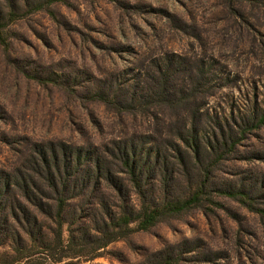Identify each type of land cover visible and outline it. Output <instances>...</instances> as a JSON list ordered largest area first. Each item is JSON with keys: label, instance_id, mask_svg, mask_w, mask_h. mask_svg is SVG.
<instances>
[{"label": "rangeland", "instance_id": "1", "mask_svg": "<svg viewBox=\"0 0 264 264\" xmlns=\"http://www.w3.org/2000/svg\"><path fill=\"white\" fill-rule=\"evenodd\" d=\"M5 39L0 264H264V0H66L22 14ZM192 123L196 158L181 140ZM222 135L229 150L215 153ZM130 144L168 157L167 181L144 178L159 200L209 182L198 206L97 250L117 186L138 203L118 159ZM77 154L58 230L52 185Z\"/></svg>", "mask_w": 264, "mask_h": 264}, {"label": "trees", "instance_id": "2", "mask_svg": "<svg viewBox=\"0 0 264 264\" xmlns=\"http://www.w3.org/2000/svg\"><path fill=\"white\" fill-rule=\"evenodd\" d=\"M55 2L65 3L66 0H43L33 4H30L28 1L23 3L21 0H0V45L6 47L5 35L7 28L20 18L22 14L26 15L32 12V10L42 9ZM262 118H264V115ZM262 118L257 119L253 117L251 127L258 126L262 123ZM189 129L187 136L189 139L182 137L181 140L188 148L186 154L193 155L196 158L200 150V143L198 141L200 131L195 130L194 124ZM227 146V137L226 135H222L221 139L216 141V144L211 149L216 153L223 148L224 152L225 148L229 150ZM219 156L222 157L223 154L220 153ZM81 159L82 156L79 154L73 159L74 161L70 169L72 174L66 180H63L62 173L58 169L56 170L55 183L52 185V188L56 196H59V199L57 204L58 209L54 215L53 222L57 225L58 230L66 222L64 221L66 205L65 201L61 199L63 197L62 195H64V185L76 176L77 170L80 168ZM118 159L123 170L122 172L126 174L128 182L134 189L138 203L137 205L130 204L126 194L123 192V188L117 186V189H115L117 190L115 196L116 202L113 204V209L109 206L105 207L104 214L106 219L102 220V225L97 227L98 229H92L95 232L93 237L98 242L95 246L97 250L106 247L113 241L126 237L131 232L147 231L163 219L173 217L192 207L198 206L204 197L205 185L209 182L208 178L203 179L196 189L188 191L184 197L180 198H169L167 193H163L159 200L154 197L150 190L146 189L144 178L151 175L152 172L159 171L164 173L163 178H165V181L170 176V172L167 171L166 166L169 159L165 154L162 155L160 151H151V149L143 150V148H138L130 144L121 147ZM102 167L100 158H95L91 167L87 171H84V173L87 172L84 174V178H89V174L91 175V172L94 171L93 169L97 172L98 170L101 171ZM121 186L123 185L121 184ZM226 193L233 197H239L240 199L248 197L247 194L244 195L240 191H235V193L227 191ZM98 205L101 206L100 203ZM57 237L60 239V231H58ZM15 261H18V259ZM163 261V264H174L171 259H165Z\"/></svg>", "mask_w": 264, "mask_h": 264}]
</instances>
